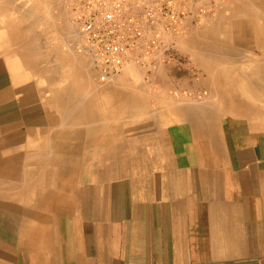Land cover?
<instances>
[{"label":"crops","instance_id":"0c3cea01","mask_svg":"<svg viewBox=\"0 0 264 264\" xmlns=\"http://www.w3.org/2000/svg\"><path fill=\"white\" fill-rule=\"evenodd\" d=\"M210 1L152 87L98 81L68 0H0V264H264V33Z\"/></svg>","mask_w":264,"mask_h":264},{"label":"built area","instance_id":"2783aa9c","mask_svg":"<svg viewBox=\"0 0 264 264\" xmlns=\"http://www.w3.org/2000/svg\"><path fill=\"white\" fill-rule=\"evenodd\" d=\"M204 0H68L74 47L92 63L97 79L114 80L128 66L146 78L159 63H193L176 48L185 20L204 24L214 12Z\"/></svg>","mask_w":264,"mask_h":264},{"label":"bare ground","instance_id":"6f19581e","mask_svg":"<svg viewBox=\"0 0 264 264\" xmlns=\"http://www.w3.org/2000/svg\"><path fill=\"white\" fill-rule=\"evenodd\" d=\"M216 3V2H215ZM235 2H231V4H234ZM233 6V5H232ZM234 7H236L237 9L234 10V12H238V13H246V14H250V15H253V17H255L256 19V31L258 32V35L260 34H263L264 33V0H245L243 1L242 4H235ZM233 7V9H234ZM232 9V8H231ZM233 12V11H232ZM226 14V13H225ZM263 16V17H259V18H256V16ZM212 17H210L207 21H210ZM254 20V19H252ZM262 22V25L260 24ZM206 21V22H207ZM215 22V21H214ZM252 22V21H251ZM250 23V22H249ZM252 24V23H251ZM254 27V28H255ZM263 36V35H262ZM211 37V36H210ZM245 41V40H244ZM242 43V42H241ZM248 43V42H246ZM211 44V43H210ZM217 44V43H216ZM212 45V44H211ZM210 45V48H213V46ZM209 47V46H208ZM217 47V46H216ZM215 50V48H214ZM202 51V50H201ZM220 51V49H219ZM222 51V49H221ZM264 51V50H263ZM203 52V51H202ZM200 52V53H202ZM214 52V51H212ZM210 53V52H209ZM208 53V54H209ZM215 53V52H214ZM218 54V53H217ZM221 54V53H219ZM203 55V54H202ZM226 55V54H225ZM213 56V55H212ZM210 57V56H209ZM214 57V56H213ZM213 59V58H211ZM218 60V59H217ZM212 63V62H211ZM216 63V62H215ZM131 67V66H130ZM133 67V66H132ZM129 68V66H128ZM127 69V68H125ZM255 74V73H254ZM250 77V76H249ZM10 79V78H9Z\"/></svg>","mask_w":264,"mask_h":264},{"label":"rangeland","instance_id":"374dc122","mask_svg":"<svg viewBox=\"0 0 264 264\" xmlns=\"http://www.w3.org/2000/svg\"><path fill=\"white\" fill-rule=\"evenodd\" d=\"M235 1V3L234 4H231V5H229V8H230V10L229 11H233L234 12V10L235 9H237L236 7H234V5L237 3V4H241V3H239V1L238 0H234ZM233 5V6H232ZM233 7H234V9H233ZM232 8V9H231ZM208 22V21H207ZM204 24H206V22L204 23ZM204 24H202V25H204ZM202 25H198V26H202ZM218 46H220V45H217V47ZM222 46V45H221ZM183 56H185V57H187L188 59H190L192 62H193V60L189 57V56H187V55H183ZM127 69L125 70V71H129L131 74H134V71H133V69H137L138 67H136V66H129V68L128 67H126ZM144 75V78L148 81V82H150L151 83V85H152V87H154V82H153V79H152V75L150 74L149 75V79H147L146 78V76H145V74H143ZM135 76H142V74H135Z\"/></svg>","mask_w":264,"mask_h":264}]
</instances>
